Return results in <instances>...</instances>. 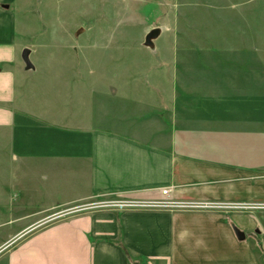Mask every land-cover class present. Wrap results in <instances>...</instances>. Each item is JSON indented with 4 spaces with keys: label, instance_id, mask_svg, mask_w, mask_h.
<instances>
[{
    "label": "crops",
    "instance_id": "0c3cea01",
    "mask_svg": "<svg viewBox=\"0 0 264 264\" xmlns=\"http://www.w3.org/2000/svg\"><path fill=\"white\" fill-rule=\"evenodd\" d=\"M15 2L0 0V264H220L213 248L240 240L210 214L107 210L36 226L94 198L155 201L163 189L176 201L264 202V60L186 57L157 93L95 91L76 64L26 69Z\"/></svg>",
    "mask_w": 264,
    "mask_h": 264
},
{
    "label": "rangeland",
    "instance_id": "374dc122",
    "mask_svg": "<svg viewBox=\"0 0 264 264\" xmlns=\"http://www.w3.org/2000/svg\"><path fill=\"white\" fill-rule=\"evenodd\" d=\"M13 7L19 29L29 33L21 39L25 47L20 58L28 47L37 49L31 61L39 66L44 62L76 64L78 84L92 78L89 82L95 91L107 89L109 83L110 91L132 93L141 83L143 91L157 93L160 86L153 82L167 81L174 73L172 63L186 57L190 61L264 60V0H16ZM156 28L161 29V36L153 48L145 46L147 34ZM79 30L83 32L77 34ZM49 71L70 77L69 70ZM6 183L0 178L1 194L6 192ZM100 200L109 199L80 204ZM216 204L183 213L210 214L215 224L221 221L231 230L238 227L245 232L246 240L236 239L238 245L223 239L220 248H213L223 254L220 264H264V202L235 207ZM73 206L43 214L36 227L81 213L123 211L100 208L53 218ZM9 215L0 213V220ZM5 231L0 228V240ZM141 264L147 263L142 260Z\"/></svg>",
    "mask_w": 264,
    "mask_h": 264
},
{
    "label": "built area",
    "instance_id": "2783aa9c",
    "mask_svg": "<svg viewBox=\"0 0 264 264\" xmlns=\"http://www.w3.org/2000/svg\"><path fill=\"white\" fill-rule=\"evenodd\" d=\"M162 195L164 198L162 200H131L124 198H113L109 200H100L96 203H85L72 208L60 211L58 214L54 215L53 218H62L67 215H73L75 213L84 212L91 209L100 208H118L124 209H142V210H162V211H193L199 209H209L213 207H218L219 204L216 203H197L190 201H176L169 197V190L163 189ZM224 204H222L223 206ZM229 207H235V205H228Z\"/></svg>",
    "mask_w": 264,
    "mask_h": 264
},
{
    "label": "water",
    "instance_id": "95a60500",
    "mask_svg": "<svg viewBox=\"0 0 264 264\" xmlns=\"http://www.w3.org/2000/svg\"><path fill=\"white\" fill-rule=\"evenodd\" d=\"M83 32V30H79L77 34H80ZM161 35V29L156 28L151 30L146 38H145V46L153 48L154 47V41L159 38ZM30 55H31V50L30 49H25L22 54V59L26 65L27 70L34 69V66L30 60ZM235 234L240 241H244L246 239V234L238 229L237 227H234Z\"/></svg>",
    "mask_w": 264,
    "mask_h": 264
},
{
    "label": "trees",
    "instance_id": "16d2710c",
    "mask_svg": "<svg viewBox=\"0 0 264 264\" xmlns=\"http://www.w3.org/2000/svg\"><path fill=\"white\" fill-rule=\"evenodd\" d=\"M234 228V227H233Z\"/></svg>",
    "mask_w": 264,
    "mask_h": 264
}]
</instances>
